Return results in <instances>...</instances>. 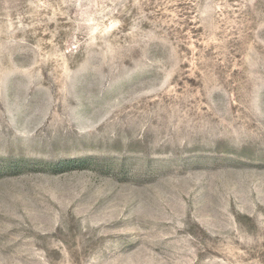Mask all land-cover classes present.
I'll use <instances>...</instances> for the list:
<instances>
[{
    "label": "rangeland",
    "instance_id": "1",
    "mask_svg": "<svg viewBox=\"0 0 264 264\" xmlns=\"http://www.w3.org/2000/svg\"><path fill=\"white\" fill-rule=\"evenodd\" d=\"M0 264H264V0H0Z\"/></svg>",
    "mask_w": 264,
    "mask_h": 264
}]
</instances>
